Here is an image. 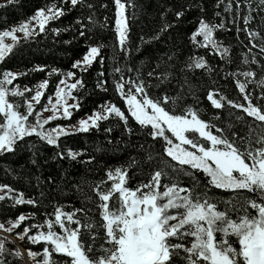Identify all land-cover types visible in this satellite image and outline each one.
Listing matches in <instances>:
<instances>
[{
	"label": "trees",
	"instance_id": "16d2710c",
	"mask_svg": "<svg viewBox=\"0 0 264 264\" xmlns=\"http://www.w3.org/2000/svg\"><path fill=\"white\" fill-rule=\"evenodd\" d=\"M125 2L134 6L127 7L125 11L129 24V41L127 50L121 51L115 33V0H83L76 7H72L70 0L67 3L64 0H14L11 4L8 0H0V5H4L0 7V31L28 21L37 10L46 9L53 3L62 7L65 13L58 20L51 21L45 32L27 40L19 38L20 43L15 46L14 51L0 62V73H23L11 85L20 89H33L32 92L25 93V97L21 99L23 102L34 94L41 82L47 80L48 85L43 90L44 96L40 103L42 106L54 95L58 82L64 78L63 75L53 73V69L61 74L69 71L76 74V78L83 83V87L73 92L78 109L70 110L71 119H57L48 126L75 124L111 104L127 114L126 105L115 88L116 81L123 75L125 80L143 83L153 100L163 102L165 97H178L175 105L171 102L163 105L168 111L174 110L175 114H182L185 108L191 107L198 110L202 120L223 129L230 138L232 132L245 136L247 124L254 126L256 122L242 110L227 104L221 109H215L207 96L210 92L219 93L228 100L247 106L235 83L237 79L245 82V77L232 74L251 71L255 75L247 78L253 82L247 84L246 94L250 93L252 102L264 108V89L259 83L264 80V53L260 51L261 46H264V6L260 5L259 0H224L223 3L221 0ZM229 3L233 6L231 13L224 10ZM236 4L240 5L238 10ZM237 11L240 13L239 18H235ZM177 13L183 14L178 18ZM244 16L250 17L248 25L243 23ZM201 19L210 24L224 23L225 28L216 30L213 38L222 48L230 49L228 59H221L211 45L201 48L192 43L190 37L199 27ZM165 25L169 27L166 31H161ZM244 28L248 31L238 30ZM53 29L59 30L58 33ZM81 31L85 33L84 36L80 35ZM253 32L258 38L249 42L250 33ZM157 35L159 38L155 39ZM97 45L104 46L100 53L103 63L99 62L98 57L86 72L73 69L72 65L83 58L89 46ZM197 57H203L211 71L207 68H190L193 58ZM245 58L248 63L244 62ZM253 59L255 63L251 62ZM40 68L44 70H36ZM116 68L121 71L115 72ZM100 73L104 75L101 76ZM101 81L105 83L101 85ZM238 116L244 119L237 120ZM149 131L150 128H141L130 117L128 128H125L119 118L110 117L100 121L98 128L87 133L61 136L58 140L59 147L48 145L35 135L25 137L14 146L12 152L0 154V185L12 188V195L22 193L25 200H34L36 205H15L12 199L6 198L0 201V223L9 224V221L16 220L21 214L30 216L10 233L12 237L18 238L17 234H22L25 227L34 223L43 224L46 219L54 218L57 207L65 212L84 209V212L77 213V217L82 222L92 219L97 224V228L93 229L94 233L99 232L94 255H100V247L104 244V229L99 227L103 221L97 207L100 201L94 188L99 182L106 181L107 173L116 168L128 169L127 186L133 189L147 183L152 173L164 168L169 176L162 179V184H171L173 177L186 188H193L195 183V194L206 192L219 210L224 211L229 206L225 201L234 194L209 186L203 173H195L199 180L194 182L191 177L183 174L177 176L171 168H166L164 161L170 158L164 154L165 142L162 138L153 140L147 134ZM167 135L171 137L170 133ZM238 146L243 150L246 144L241 142ZM69 150L80 155L73 160L67 155ZM110 186L111 182L104 184L101 191H106ZM242 195L253 194L243 192ZM239 202L243 203V200ZM230 215L233 219L236 218L235 213ZM40 230L45 231L46 226ZM37 231L31 229L29 235ZM82 239L86 243H92L87 232ZM231 239L235 240L234 237ZM17 246L26 254L29 249L42 253L44 248L43 243H29L27 237L23 241L18 238L16 244L5 241L7 251L0 255V264H22L21 257L14 255ZM235 246L238 248V243ZM183 255L181 252L180 256ZM53 256L64 259L56 254ZM40 260L42 256L38 255L36 261ZM175 260L176 264H184L180 257ZM36 261L31 260V263L35 264Z\"/></svg>",
	"mask_w": 264,
	"mask_h": 264
},
{
	"label": "snow or ice",
	"instance_id": "6c2138e0",
	"mask_svg": "<svg viewBox=\"0 0 264 264\" xmlns=\"http://www.w3.org/2000/svg\"><path fill=\"white\" fill-rule=\"evenodd\" d=\"M13 2L14 0H8L9 4ZM64 2L67 3L68 0ZM223 2L224 0H221V3ZM70 3L72 7H76L83 3V0H70ZM259 3L264 6V0H259ZM115 5L116 39L120 50L126 51L129 24L125 11L127 7L134 5L127 4L125 0H115ZM235 7L238 10L240 5L236 4ZM224 10L231 13L232 4L229 3ZM64 14V9L53 3L46 9L37 10L34 16L19 26L0 31V62H3L20 43L16 33H21L27 40L45 32L51 21L58 20ZM182 14L177 13V17ZM239 16L240 13L237 11L235 18ZM243 23L248 25L250 17L244 16ZM168 27L165 25L161 31H166ZM224 28L223 22L216 25L201 19L199 27L190 39L197 47L207 48L211 45L221 59H228L230 49L222 48V45L213 38L216 30ZM238 30L248 31L247 28ZM53 31L58 33L59 30ZM80 35L84 36L85 33L81 31ZM198 37L202 39L198 40ZM154 38L158 39L159 35ZM255 38H258L257 34L250 33L249 42ZM6 39L12 43H6ZM252 46L256 47L255 44ZM103 47L89 46L82 60L72 65L73 69L86 72L98 57L102 64L103 58L100 53ZM260 51L264 53V46H261ZM244 62L248 63L247 58ZM251 62L256 61L253 59ZM189 67L207 68L211 71L203 57L193 58V63ZM114 71L121 70L116 68ZM53 73L63 75L64 78L57 84L55 99L49 97L48 103L43 107V112L52 113L47 118H42L43 112L35 108V105L41 103L44 96L42 90H46L47 80L37 86V90L30 98L24 99L25 111L21 112L19 111L21 106L13 103L9 97H25V93L32 92L33 89L8 87L23 73L11 71L0 73V154L12 152L19 141L33 135L48 145L59 147L58 140L61 136L87 133L98 128L100 121L108 120L110 117L119 118L125 128H128L130 117L141 128H150L147 134L153 140L157 138L164 140V154L170 158L164 161L166 168H171L177 176L180 174L189 176L194 182L199 180L195 173H203L209 186L232 192L234 195L225 201L229 206L220 211L206 192L195 194L197 187L195 183L193 188H186L173 177L171 184H162V179L169 176L164 168L156 170L147 183H142L135 189L127 186L128 169L116 168L107 173L106 181L99 182L94 188L100 201L97 207L103 221L99 227L104 229V244L100 247V255H94L95 241L99 235L98 231L93 232V229L97 228L94 220L90 219L85 223L77 217V213L84 212V209L65 212L61 207H57L54 218L46 219L43 224H31L23 229L22 234H17L21 241L27 237L31 244H44L42 253L31 249L27 252L33 261H36L38 255L42 256V260L36 261V264H176V257H180L184 264H264V108L252 102L250 93L246 94L247 84L253 82L247 78L254 77L253 72L232 74L245 77V82L237 79L235 83L247 106L228 100L219 93L210 92L207 96L215 109H221L227 104L242 110L247 117L256 122L254 126L251 123L247 124L248 131L245 136L232 132L231 138L223 129L202 120L196 109L188 107L182 114H175L174 110L170 112L163 106L169 102L175 105L178 97H165L163 102L153 100L143 83L125 80L123 75L116 81L115 88L126 105L127 114L118 106L111 104L99 112L92 113L87 119L79 120L76 125L46 128L45 126L53 120L71 119L70 109H78L79 105L69 104L68 101L75 100L73 92L83 87L82 81L76 78L72 71L61 74L53 69ZM104 83L105 81L100 82L101 85ZM259 83L264 89V80ZM216 96L218 98H215ZM33 115L35 123L30 121ZM243 119L237 117V120ZM229 127L231 128V125ZM168 133L171 137L167 135ZM241 142L246 144L243 150L238 146ZM67 155L75 160L80 154L69 150ZM149 159L152 157L149 156ZM108 182H111V186L106 191H101L102 186ZM0 192L5 193L0 195V201L9 198L15 205H36L34 200H25L22 193L12 195L14 190L6 185H0ZM243 192L253 195L244 196ZM240 200H243V203H240ZM250 209L252 211H249ZM230 213H235L236 218L233 219ZM29 218L31 217L21 214L16 220L9 221L11 227L5 228L0 224V230L11 233ZM45 226L47 231L40 230ZM31 229L38 231L29 235ZM85 232L90 236L92 243H86L82 239ZM232 237L235 238L234 241ZM237 243L238 248L235 246ZM6 251L4 241L0 240V255ZM181 252L184 253L183 256H180ZM53 254L64 259H56ZM14 255L19 257L20 252L17 251Z\"/></svg>",
	"mask_w": 264,
	"mask_h": 264
},
{
	"label": "rangeland",
	"instance_id": "374dc122",
	"mask_svg": "<svg viewBox=\"0 0 264 264\" xmlns=\"http://www.w3.org/2000/svg\"><path fill=\"white\" fill-rule=\"evenodd\" d=\"M20 24H21V23H20ZM17 26H19V24L16 25V26H14V27H17ZM33 26H34V25H33ZM12 28H13V27H12ZM9 30H10V29H9ZM16 35H17L19 38H22V37H23L21 33H16ZM5 42H6V43H12L11 40H8V39H6ZM81 60H82V59H81ZM81 60H79V61H81ZM69 83H71V81H69ZM8 87L11 88V85H9ZM21 90H23V89H21ZM42 91H43V90H42ZM52 97H53V100H54V99H55V98H54V95H53ZM9 99H10L12 102H14V103H16V104H19V105L21 106V107L19 108V109H21V112H24V111H25V108H24V102L21 100L22 97H9ZM33 103H35V102H33ZM47 103H48V100H47ZM47 103H46V104H47ZM68 103H69V104H75V101H74V100H69ZM46 104H45V105H46ZM43 107H44V106H42V105H40V104L35 105L36 110H37V111H40V112H43ZM70 110H71V109H70ZM50 115H52L51 112H43V114H42V118H47V117L50 116ZM87 118H88V117H85V118H83V119H87ZM58 120H59V119H58ZM30 121H31L32 123H35V115H33V117H30ZM53 121H54V120H53ZM76 124H77V123H75V124H71V125H76ZM66 126H69V125H66ZM45 127H46V128H55V127H57V126H48V125H46ZM2 194H5V193L0 192V195H2ZM0 224H2V223H0ZM3 225H4L5 228L11 227L10 223H9V224H3ZM56 230L59 232V228H57ZM45 231H47V228H46ZM189 238H190V237H189ZM190 239H191V238H190ZM0 240H3L4 243H5V241H8V242H11V243L16 244L18 238H17V237H12V236L10 235L9 232H6V231H4V230H0ZM17 251L20 252V257H21V259H22V262H21L22 264H34V263H31L32 258H30L29 256H27L26 252H25L20 246H17V247H16V252H17ZM35 264H36V263H35Z\"/></svg>",
	"mask_w": 264,
	"mask_h": 264
}]
</instances>
